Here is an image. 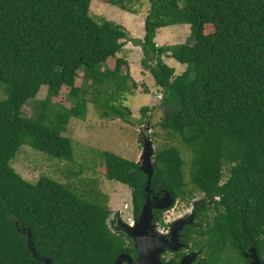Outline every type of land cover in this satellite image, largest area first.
I'll list each match as a JSON object with an SVG mask.
<instances>
[{"label": "trees", "instance_id": "1", "mask_svg": "<svg viewBox=\"0 0 264 264\" xmlns=\"http://www.w3.org/2000/svg\"><path fill=\"white\" fill-rule=\"evenodd\" d=\"M93 1L0 0V87L6 93L0 100V264H115L121 254L134 256L130 239L108 226L106 197L85 200L46 176L30 183L11 167L24 146L72 162L66 130L72 119H86L90 103L102 119L130 122L120 99L138 84L118 57L127 41L140 47V66L161 94L159 106L141 109L142 118L165 110L158 126L192 154L187 183L179 150H158L151 189L175 201L191 195L189 186L210 199L219 196L215 217L200 233L209 239L194 243L205 264L221 263L230 252L244 261L241 252L249 246L264 255V0H147L142 40L130 39L114 22H95ZM101 1L133 12L125 0ZM176 26L189 27L193 44L158 47V31ZM163 58L185 70L176 75ZM42 89L45 98L37 100ZM63 89L69 107L58 101ZM102 157L106 180L131 190L136 221L145 175L113 153ZM153 215L161 220L160 211ZM28 232L38 259L27 248Z\"/></svg>", "mask_w": 264, "mask_h": 264}, {"label": "rangeland", "instance_id": "2", "mask_svg": "<svg viewBox=\"0 0 264 264\" xmlns=\"http://www.w3.org/2000/svg\"><path fill=\"white\" fill-rule=\"evenodd\" d=\"M125 4L131 5L132 13L122 11L101 0H94L91 3L90 16L97 23L103 20L114 22L127 31L130 39H138L142 33L149 3L147 0H125ZM184 27L182 26L174 31L161 32L157 40L158 46L192 45L193 40L190 39V32ZM129 44L132 43L127 41L125 43L126 46L123 47L122 52L118 55L120 58L127 59L129 64L132 65L131 73H136L133 76L138 80V87L120 99L122 105L131 112V116L127 118L130 121L129 123L119 119H102L96 106L90 103L86 119L84 121L72 119L66 130L65 137L72 140L74 148L72 162L52 158L34 150L30 146L22 147L11 161V167L30 183H36L40 177L46 176L70 188L85 200L100 202L103 196L106 197L107 205L111 210V216L108 221L110 230L112 229L111 224L115 221V217L118 214L124 219L130 217L132 213V197L128 186L106 180L103 167L104 159L102 157L104 152H110L137 163L140 161L139 158L142 152V139L149 136L155 152L171 146L179 150L185 163V181L187 183L190 181L189 165L192 159L191 152L177 138L170 137L168 132L158 126L165 116V110L156 108L153 112L147 114V118L144 119L141 116L140 111L142 108H153L160 105L161 94L160 90L156 89L150 74L145 71L142 72L139 64L142 53H139L137 46ZM163 62L167 66L175 68L178 74L181 73V70H185L184 66H181L173 59L166 58ZM138 72L142 73L139 75ZM141 80L142 85H140ZM81 84L82 80L79 79L76 85L80 86ZM67 93L68 89H63L58 101L69 107ZM45 95L46 90L42 89L37 100L44 99ZM5 98V90L0 87V100ZM29 108L27 106L24 109L26 115L30 114ZM227 177L228 171L227 166H225L222 183L227 180ZM188 191L191 192V195L186 200L176 201L174 206L163 215L162 219L165 224L185 218L191 208V203L203 197L201 193L194 190L191 186L188 187ZM125 205L129 207L128 210H124Z\"/></svg>", "mask_w": 264, "mask_h": 264}, {"label": "flooded vegetation", "instance_id": "3", "mask_svg": "<svg viewBox=\"0 0 264 264\" xmlns=\"http://www.w3.org/2000/svg\"><path fill=\"white\" fill-rule=\"evenodd\" d=\"M164 193L165 192L154 191L150 189L148 197L150 198L151 201L154 202L155 198L161 199ZM202 196L203 197L201 199H197L193 203H191V208L187 213L186 217L179 219V221H172L167 224L163 222L162 219L163 215L167 213L171 208L168 210H161V211L154 210V212L155 211L161 212V220L159 221L154 220L156 233L153 234L152 232L149 231V234H151L154 237V239H164L170 241L172 235L174 234V232H176L179 243L183 245L182 248H180L175 252H172L170 250H165L160 256L161 262L163 264H181L184 259H186L189 264L206 263L205 255L201 253L197 248H195L194 243H197V241H199L200 239H209L207 235H201L200 233L206 232L208 223L211 220H213V218L215 217L216 215L215 203L219 201L220 198L219 196H214L210 199L204 194H202ZM146 197H147V193L145 192L144 203L146 201ZM175 203L176 201L174 202V204ZM199 210H201V215L199 216V219H197V212ZM128 219L129 218L124 219L122 218V216L118 214V216L115 217V221L112 222L111 224L112 232H114L117 235H124L126 238L130 239L124 232L129 230L130 224L133 223L134 219H132V222H130ZM126 241L127 243H129L128 240ZM130 241L132 243L131 239ZM185 241H187L188 243H185ZM132 247L134 250V256H130V258L132 259L134 264H138V254L134 249L133 243H132ZM253 250L255 251V248L249 246L246 251L241 252V256L245 262L240 261L239 258L234 253L230 252L229 255L224 254L222 258V262L218 264H231L232 261H233L232 264H240V263L252 264L251 255ZM256 255L260 260V263L264 264V255L262 254L260 257L257 253ZM122 264H128V263L124 262Z\"/></svg>", "mask_w": 264, "mask_h": 264}, {"label": "water", "instance_id": "4", "mask_svg": "<svg viewBox=\"0 0 264 264\" xmlns=\"http://www.w3.org/2000/svg\"><path fill=\"white\" fill-rule=\"evenodd\" d=\"M142 140V152L139 158L140 161L136 164L147 179L144 189L147 193V197L145 203H143L140 216L136 221L134 220L133 223L130 224L129 230L124 233L132 240L134 249L138 254V264H163L160 256L165 250L175 252L182 248L183 245L179 243L176 232H174L170 241L164 239H154V237L149 234V231L153 234L156 233L153 217L154 210H168L172 208L175 200L168 192H165L161 199L155 198L154 202L148 197L155 168V149L149 136L147 138L144 137ZM131 218L133 219V217ZM22 234L25 235L26 233L22 232ZM27 235V248L31 252L33 258L38 259L30 232H28ZM251 258L252 264H261L254 250L252 251ZM41 262L43 264H52V259H42ZM124 262L134 264L130 256L125 254H121L116 259L115 264H122ZM181 264L189 263L186 259H184Z\"/></svg>", "mask_w": 264, "mask_h": 264}, {"label": "crops", "instance_id": "5", "mask_svg": "<svg viewBox=\"0 0 264 264\" xmlns=\"http://www.w3.org/2000/svg\"><path fill=\"white\" fill-rule=\"evenodd\" d=\"M179 28H181V27H171V28H167V29H161V30H159L158 31V33H157V35H156V38H155V43H156V45L158 46V44H157V40H158V36H159V34L161 33V32H164V31H170V30H172V31H174V30H176V29H179ZM184 28H186L187 30H189V27L188 26H185ZM144 26H143V28H142V33H141V36L140 37H138V39L139 40H142L143 39V37H144ZM134 36V35H133ZM129 45H132V44H129ZM126 46V45H125ZM164 46V45H163ZM166 46V45H165ZM158 47H161V46H158ZM139 49V53L141 54V49L140 48H138ZM166 58H163V61L165 60ZM126 61H127V59H125ZM141 61V60H140ZM128 62V61H127ZM128 64H129V62H128ZM139 64H140V62H139ZM141 67V66H140ZM129 68H130V73H131V71H132V65L131 64H129ZM142 69V68H141ZM175 69V68H174ZM138 70H140L139 68H138ZM182 71V70H181ZM142 72H143V70H142ZM142 72H138V74L140 75V73H142ZM175 72H176V74H178V72H177V70H175ZM133 74L134 75H136V73H131V76H132V78L134 79V81L137 83V79L133 76ZM140 84H142V80H141V83ZM156 89H158V88H156ZM155 89V90H156Z\"/></svg>", "mask_w": 264, "mask_h": 264}, {"label": "built area", "instance_id": "6", "mask_svg": "<svg viewBox=\"0 0 264 264\" xmlns=\"http://www.w3.org/2000/svg\"><path fill=\"white\" fill-rule=\"evenodd\" d=\"M128 209H129V207H128L127 205H125V206H124V210H128ZM131 217H132V215H131V216L129 217V219H128L130 222H132V218H131Z\"/></svg>", "mask_w": 264, "mask_h": 264}, {"label": "clouds", "instance_id": "7", "mask_svg": "<svg viewBox=\"0 0 264 264\" xmlns=\"http://www.w3.org/2000/svg\"><path fill=\"white\" fill-rule=\"evenodd\" d=\"M138 40H139V39H138ZM138 48H140V47H138ZM141 59H142V58H141ZM160 99H161V98H160ZM155 153H156V152H155ZM154 159H155V156H154ZM131 215H132V214H131ZM131 215H130V216H131Z\"/></svg>", "mask_w": 264, "mask_h": 264}]
</instances>
